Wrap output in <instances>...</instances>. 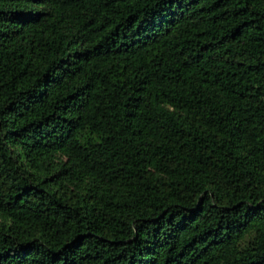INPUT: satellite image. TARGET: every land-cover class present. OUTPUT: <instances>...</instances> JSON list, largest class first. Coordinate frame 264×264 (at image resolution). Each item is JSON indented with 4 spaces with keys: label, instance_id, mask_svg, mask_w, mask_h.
<instances>
[{
    "label": "trees",
    "instance_id": "trees-1",
    "mask_svg": "<svg viewBox=\"0 0 264 264\" xmlns=\"http://www.w3.org/2000/svg\"><path fill=\"white\" fill-rule=\"evenodd\" d=\"M0 264H264V0H0Z\"/></svg>",
    "mask_w": 264,
    "mask_h": 264
}]
</instances>
